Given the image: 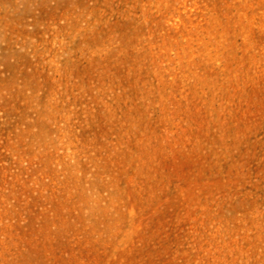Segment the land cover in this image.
<instances>
[{
    "label": "rangeland",
    "instance_id": "374dc122",
    "mask_svg": "<svg viewBox=\"0 0 264 264\" xmlns=\"http://www.w3.org/2000/svg\"><path fill=\"white\" fill-rule=\"evenodd\" d=\"M0 264H264V0H0Z\"/></svg>",
    "mask_w": 264,
    "mask_h": 264
}]
</instances>
